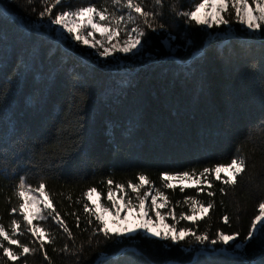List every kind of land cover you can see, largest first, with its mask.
I'll list each match as a JSON object with an SVG mask.
<instances>
[{"label": "trees", "instance_id": "16d2710c", "mask_svg": "<svg viewBox=\"0 0 264 264\" xmlns=\"http://www.w3.org/2000/svg\"><path fill=\"white\" fill-rule=\"evenodd\" d=\"M89 2L69 0L53 8L52 15ZM91 2L113 11V0ZM134 2L157 13L154 26L158 22L164 29L153 32L138 13L117 5V14L122 11L127 18L131 12L145 28L148 44L136 57L100 63L92 48L57 38L56 26L38 15L46 6L42 0H0V226L10 239L32 249L19 256L20 247L0 236L4 247L18 255L13 261L0 248V264H191L207 246L191 236L179 242L148 236L120 244L105 238L91 211L84 210L88 204L94 211L84 193L95 187L105 199L109 179L113 189L122 184L128 192V182L139 183L138 176L144 174L149 180L146 190L162 191L167 197L165 215L172 212L177 218L193 214V201L196 215L201 205L211 202L213 207L195 223L177 224L178 229L207 233L209 239L222 231L238 232L237 242L243 241L260 214L264 39L240 31L238 24L227 39L221 37L223 27L186 25L173 7L190 9L194 0ZM52 3L48 0L47 6ZM208 32L217 38H209ZM169 34L177 37L170 41L171 50L163 43ZM237 156L246 158V168L235 185L215 180L214 173L200 175ZM183 172L201 183L164 187L163 173ZM22 177L32 186L44 182L63 222L51 216L33 221L31 226L43 229V248L21 213L10 211L20 203L14 192ZM166 218L174 223L171 216ZM13 220L19 225L15 233ZM215 247L241 257L206 252L197 256L199 264H264V242L259 239L248 242L243 251L220 243ZM126 248L134 250L120 254Z\"/></svg>", "mask_w": 264, "mask_h": 264}, {"label": "snow or ice", "instance_id": "6c2138e0", "mask_svg": "<svg viewBox=\"0 0 264 264\" xmlns=\"http://www.w3.org/2000/svg\"><path fill=\"white\" fill-rule=\"evenodd\" d=\"M29 2L31 3L32 0H29ZM42 2L46 6L43 11L38 13L39 17H47L51 25L57 26L61 33H66L67 36H65V39L70 37L77 43L96 49V54L100 57L107 58L113 56L115 53L136 55L140 53L142 49L146 48L148 44L147 39H145V28L137 23V18L134 17L131 12L128 13L127 18L122 11L117 14V5H119L120 8L126 7L127 9H132L135 13H138L143 17V24L153 32H156L157 29H164L165 27L158 22H156V25L154 26L153 22L156 21L157 13L144 11L141 7V3H135L134 0H126V4H121L120 0H113V11L111 13H109L107 7L102 5L98 8L96 4L92 3L90 0L87 6L76 8L70 7L65 11H58L55 15H52L53 8L57 5L68 4L69 0H54V3L50 6H47L48 0H42ZM154 2L156 5H161L163 0H154ZM251 4L254 5V7L250 5L249 0H194L190 9L178 10L173 7V10L177 16L183 18V22L186 25L195 26L201 30H210L213 28L221 29L223 27L227 29V31L223 32V35L228 36L232 26L238 24L241 26L240 31L259 34L258 38L264 39V0H251ZM229 8L232 9L231 12H229ZM129 22L136 23V27L128 28L127 25ZM89 28L91 30L86 31ZM94 32L101 34L104 38L103 42L95 41L93 36ZM206 34L209 38H214L216 35V33L211 32ZM114 39L115 42L113 43ZM175 39H177V37L169 34L168 39L163 41L164 46L171 49L172 45L170 41ZM192 43V41H188L189 45ZM245 168L246 158L237 156L231 159L230 163L227 165L217 164L212 168L203 169L200 175L206 176L207 174L214 173L215 180L222 181L225 185H235L238 182L237 177L245 171ZM222 173L225 174L224 178L221 176ZM176 177H179L181 180L190 179L188 172L176 173L174 175L163 173L162 180L165 182L164 187L171 188L172 184L167 183V181ZM138 181L139 183L136 184L129 181L127 185L133 193H137L136 203H133L131 198L125 200L124 195L119 197V200L123 201V203H117L115 193H124L125 185L117 184L115 189H113L111 187L113 181L110 179L107 181L109 187L106 195V200L111 202L110 205L102 204L100 202L101 194L97 192L95 187L90 188L84 193L87 199L95 205L94 211L89 209L88 204L84 205V210L86 212L91 211V215L99 222L97 231L102 232L105 238L113 240L116 244H120L125 240L136 238L143 239L148 236L156 237L161 240L179 242L184 240L186 236H191L200 245H205V242H207V246L200 248L199 252H207L211 255L213 253L228 252V249L224 247H215L218 243L221 245H230V248L234 250L243 251L245 245L253 239H259L264 242V202L260 203L259 208L261 212L255 217L250 226V230L243 241L237 242V238L239 237L238 232L225 234L222 231L218 232L215 238L209 239L207 233H201L198 235L191 228H177V224H179L181 220H189L193 223L196 222L195 201H193V207L191 208L192 215H185L182 213L179 218H177L174 213H167L166 216H171L174 223L171 225L164 224L163 230H160L159 223H156L153 220L149 215V212L155 210L156 221L163 222L165 216H162L157 209L165 207L167 197L159 189L155 190V195L146 192L143 196H140L138 190L148 184L149 180L144 174H140L138 176ZM200 191H203V189H200ZM223 191L224 189L222 188L221 192ZM14 195L20 203L18 206L12 207L10 211L13 214L19 211L22 215L23 222L27 225H33L34 220H47L49 216H51L56 223L63 224V222L58 219L60 215L59 212L56 211L51 201L48 200L43 181H41L38 186H32L22 177L16 185ZM150 195L151 204L146 206V200ZM209 195H214V193H209ZM158 198H163L164 202L158 203ZM30 203L32 205L42 204L43 207H35L34 211H30ZM212 207L213 204L209 202L207 207L201 205V211L207 213L208 209ZM112 211H115L117 222H119L121 217V211H124L125 213L123 217L125 221H128L129 217L135 212L138 216L139 222L130 223L128 227L112 226L108 218L111 216ZM44 213H47V215ZM104 213H108V216ZM223 219L225 222L228 221L227 217H224ZM154 223L155 226H153ZM12 225V232L15 233L19 225L15 220L12 221ZM27 230L31 232L37 240H41L40 247L43 248L44 245L41 239L43 229L37 226H31L28 227ZM65 231H68L66 227ZM69 235H71V233H69ZM0 236H2L4 240L9 241L11 245H18L20 247L21 251L19 256H23L32 251L27 244H21L18 239H10L8 232L5 231L2 226H0ZM0 248H3L4 255L11 260L15 261L18 259V255L15 254L10 247H4L2 242H0ZM188 250L190 249H185V251ZM121 251H123V249H121ZM231 254L235 255L236 253L233 251ZM193 261H195V264H199L197 257L191 258V264H193ZM96 264H100V261H97ZM170 264H175V262L170 261Z\"/></svg>", "mask_w": 264, "mask_h": 264}, {"label": "rangeland", "instance_id": "374dc122", "mask_svg": "<svg viewBox=\"0 0 264 264\" xmlns=\"http://www.w3.org/2000/svg\"><path fill=\"white\" fill-rule=\"evenodd\" d=\"M249 3H250V5H251L252 7H254V5L251 4V0H249ZM229 10L232 11L231 8H229ZM215 29H216V28H215ZM90 30H91V29L89 28V29H87L86 31H90ZM210 30H211V29H210ZM225 31H227V29H225ZM56 33H57V38L60 39V40H63V39L65 38V36H67L66 33H61V32L59 31V29H58L57 26H56ZM246 33H247L248 35H250V36H256V35H257V34H253V33H251V32H246ZM233 34H234V33H233V30L231 29V31L229 32V35H228V36H225V35L222 34L221 37L224 38V39H227L228 37H231ZM93 36H94V38H95V41H101V42H103V40H104V38H103V37L101 36V34L98 33V32H94V33H93ZM118 38H120V37H118ZM215 38H217V37H215ZM219 38H220V37H219ZM68 39L71 40L72 42H76V41L72 40L70 37H69ZM114 42H115V39L113 40V43H114ZM76 43H77V42H76ZM79 44H80V43H79ZM82 45H83V44H82ZM90 48H91V47H90ZM92 49H93V48H92ZM167 49H168V48H167ZM93 50H94V52H95L94 55L100 60V63H101V62H104V61H107V60L113 62V61H118V60L121 59V58L124 59L125 57H127V58H130V57H136L135 55H131V54L125 55V54H122V53H115L113 56H109V57L105 58V57H100V56H98V54H96V49H93ZM101 50H102V49H101ZM168 50H171V49H168ZM138 54H139V53H138ZM136 55H137V54H136ZM98 59H96V60H98ZM114 63H115V62H114ZM104 66H106V65H104ZM221 176H222V178H224V177H225V174L222 173ZM168 183H171L173 186L193 187V186H197L198 184H200V183H201V180H200V178H196V177H192V176H190V179H184V180H181L179 177H176V178L170 180ZM146 189H147V188H146V185H144L142 188H140V189L138 190V191H139V195H140V196H143L146 192H150L151 195H155V194H156V192H155L154 190H149V189L146 190ZM125 193H126V195H125ZM115 195H116V197H117V203H123V201L119 200V197H120L121 195H124L125 200H127L128 198H131V199L133 200V203H136V196H137V193H133L131 190L128 191V192H124V193L116 192ZM151 195H150V196L148 197V199L146 200V206L151 204ZM90 202H91V201H90ZM100 202H101L102 204H106V205H110V203H111V202L107 201L106 198L103 199V200H101V198H100ZM157 202H158V203H162V202H164V200H163V198H158ZM91 204H92V202H91ZM92 206H93V209L95 210V205L92 204ZM35 207H41V208H42L43 205H42V204H41V205H32L31 203L29 204V209H30V211H34ZM164 208H165V207H164ZM164 208L157 209L158 211H160V213H161L162 216H165V219H164L163 222L156 221V218H155V210L149 212V215L153 218V220H154L156 223H159L160 230H163L164 224H168V225H170V224L168 223V219L166 218ZM101 210H103V209H101ZM104 214H105L106 216H108V213H104ZM124 214H125L124 211H121V217H120V219H119V222H117L116 217H115V211H112L111 216L108 217L109 220H110V223L112 224V226L128 227L130 223H137V222H139V220H138V216L136 215L135 212H133L132 216L129 217V220H128V221H125V220L123 219ZM200 214H201V215H200ZM203 214H204V212L201 211V213H199V214L196 215V216H197V217H200V216H202ZM153 226H155V223H154ZM230 243H231V242H230Z\"/></svg>", "mask_w": 264, "mask_h": 264}, {"label": "water", "instance_id": "95a60500", "mask_svg": "<svg viewBox=\"0 0 264 264\" xmlns=\"http://www.w3.org/2000/svg\"><path fill=\"white\" fill-rule=\"evenodd\" d=\"M128 250H134V249H132V248H126V249H123V251H120V254L123 253L124 251H128ZM201 253H206V252H198V253L195 254V257H197V256H198L199 254H201ZM223 254L231 255V256H234V257H241L240 254H235V255H233V254H231V253H229V252H225V253H223Z\"/></svg>", "mask_w": 264, "mask_h": 264}]
</instances>
